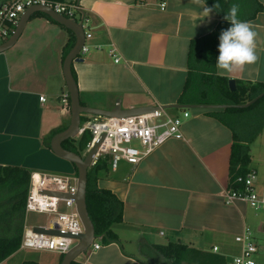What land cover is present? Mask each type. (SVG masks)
Listing matches in <instances>:
<instances>
[{
    "label": "crops",
    "instance_id": "1",
    "mask_svg": "<svg viewBox=\"0 0 264 264\" xmlns=\"http://www.w3.org/2000/svg\"><path fill=\"white\" fill-rule=\"evenodd\" d=\"M258 1L264 8V0ZM79 4L88 20L85 32L91 35L82 62L72 65L79 100L105 111L118 101L122 110L178 105L188 74L190 42L210 34L220 22L213 12L203 18L201 7L191 0H79ZM249 23L258 33V61L242 72L220 76L215 67L218 53L213 65L217 76L264 83V11ZM67 31L33 15L16 43L0 54V166L75 176L73 166L47 146L51 132L69 124V107L60 101L67 93L62 75ZM112 48L120 58L117 64L108 54ZM166 111L178 117L189 113L182 120L181 138L167 140L135 166L121 161L115 170L109 167L98 175L97 186L122 202V222L111 226L116 241L98 239L100 247L88 250L78 262L152 264L139 245L179 243L222 259L206 264H226L241 252L235 237L249 229L258 248L253 258L264 264V220H252L246 204L227 205L223 199L231 130L210 115L211 110ZM248 146L249 170L261 185L264 130Z\"/></svg>",
    "mask_w": 264,
    "mask_h": 264
},
{
    "label": "trees",
    "instance_id": "2",
    "mask_svg": "<svg viewBox=\"0 0 264 264\" xmlns=\"http://www.w3.org/2000/svg\"><path fill=\"white\" fill-rule=\"evenodd\" d=\"M62 2L65 0H50ZM145 3L146 0H135ZM164 1V0H158ZM208 7L219 4L213 13L219 18V24L210 34L192 40L187 55L188 74L182 96L178 103L182 105L218 104L227 106L246 105L258 98L247 108H227L221 111H209V114L227 126L232 132L231 153L229 157L227 189L240 188L237 178L249 171L251 157L249 144L264 130V83H245L236 81V90H228V79L214 73V60L218 52L219 36L222 30L229 28L230 22L224 19L232 4L239 5L238 19L250 22L255 16L264 11L258 0H205ZM52 21L49 17L37 13ZM56 24V23H55ZM58 25V24H57ZM69 38L63 48V60L74 45V35L67 31ZM72 77L76 83V76L71 69ZM191 91H193L191 96ZM190 95V99L188 96ZM216 101V102H210ZM69 102V101H68ZM82 106H85L80 102ZM69 107V103H68ZM81 119L83 117L81 116ZM65 128L51 132L47 146L53 136ZM69 139L62 143L66 151L80 156L85 150L88 138L86 136ZM108 158L99 160L87 171L86 208L93 225L94 236L103 243L114 242L116 235L111 230L113 224L122 222L123 204L115 195L106 189L97 186L98 175L109 169ZM75 170V169H74ZM76 175V170H75ZM30 172L24 168L14 166H0V264L15 254L21 243L24 220L25 199L29 184ZM143 257L152 264H206L221 263L222 259L202 253L185 245L175 243L167 245H139ZM63 256L59 257L61 261ZM21 264H37L35 261H23ZM71 264H81L74 261Z\"/></svg>",
    "mask_w": 264,
    "mask_h": 264
},
{
    "label": "built area",
    "instance_id": "3",
    "mask_svg": "<svg viewBox=\"0 0 264 264\" xmlns=\"http://www.w3.org/2000/svg\"><path fill=\"white\" fill-rule=\"evenodd\" d=\"M34 7L48 8L66 19L79 23L85 36L79 57L87 53L86 40H89L91 35L85 32L88 20L81 13L79 0L62 2L0 0V44L6 42L13 35L22 16ZM163 7L164 5L160 4V8ZM108 54L115 64L120 62L114 48ZM39 101L44 102L45 100L40 97ZM60 101L68 107V94L62 95ZM85 116L80 119L77 138L84 136L88 138L85 146L86 152L99 143L91 166H94L99 160L108 158L110 168L115 170L121 161L135 166L167 140L181 138L182 120L188 118L189 113L183 111L181 117H178L159 109L123 118ZM134 143L136 146L133 145ZM236 183L240 185V188L224 191L225 204L242 202L252 210H264V183L257 184V176L254 171L249 170L244 176L238 177ZM76 192L77 176L63 177L40 172L30 173L25 199V214L55 215L56 217L43 228L56 230L60 235L48 236L33 232L34 227L25 228L19 247L20 251H44L59 256H64L69 252L77 242L66 235L74 237L84 232L73 200ZM47 193L61 194L65 197H52ZM61 204L72 211L59 213ZM95 239L88 250H97L100 247L98 243H95ZM235 242L241 246V252L238 256L228 260L226 264H257L253 257L258 248L253 241L251 231L245 229L235 237ZM217 251L216 247L212 248V252L216 253Z\"/></svg>",
    "mask_w": 264,
    "mask_h": 264
},
{
    "label": "water",
    "instance_id": "4",
    "mask_svg": "<svg viewBox=\"0 0 264 264\" xmlns=\"http://www.w3.org/2000/svg\"><path fill=\"white\" fill-rule=\"evenodd\" d=\"M37 13L49 17L52 21H54L58 25L62 26L63 28L71 32L75 38L74 45L71 48V50L68 52L66 57L64 58L62 65V75L69 99V114H70L69 124L63 131L53 136L49 145L53 155L71 164L73 168L76 170V175H77V192L73 196V200L75 202L77 213L82 223L84 232L74 237L66 235V237H70L76 240L77 243L69 250V252H67L62 257L60 262V264H71L72 262L76 261V259L80 255L85 254L88 251L93 240L95 239L93 225L87 213L85 197H86L87 171L92 165V162L94 160V155L96 154L99 143H97L94 146V148H92L90 151L87 152L85 158H82L81 156L66 151L62 148L63 142L77 137L79 131L80 119L82 115H88L93 117H105V118H123L134 115H142L159 109L164 111L171 109H176V110L206 109L211 111H221L227 108H247L251 104H253L257 99L262 97V95L254 99L250 103L241 106L178 104V105H170V106H147L137 109L122 110L119 101L116 102L115 106L108 111L82 106L80 104L76 83L71 74L73 63L82 62V59L79 57V53L83 47L85 36H84V31L82 30L81 25L79 23L66 19L63 16L54 13L52 10L48 8H42V7L31 8L28 11H26L25 14L22 16L13 35L6 42L0 44V54L9 50L16 43L23 28L25 27V24L34 14ZM227 86L230 92H234L236 90V83L234 80H228ZM47 195L58 198L65 197L61 194H56V193H47ZM33 232L48 236L60 235L56 230H50L43 227H34Z\"/></svg>",
    "mask_w": 264,
    "mask_h": 264
},
{
    "label": "clouds",
    "instance_id": "5",
    "mask_svg": "<svg viewBox=\"0 0 264 264\" xmlns=\"http://www.w3.org/2000/svg\"><path fill=\"white\" fill-rule=\"evenodd\" d=\"M202 9V17H210L219 4L208 7L205 0H191ZM239 5L232 4L224 19L230 22V27L222 30L219 36L218 52L215 67L220 76L242 72L246 66L255 64L259 57L256 52L258 33L253 26L238 19Z\"/></svg>",
    "mask_w": 264,
    "mask_h": 264
},
{
    "label": "rangeland",
    "instance_id": "6",
    "mask_svg": "<svg viewBox=\"0 0 264 264\" xmlns=\"http://www.w3.org/2000/svg\"><path fill=\"white\" fill-rule=\"evenodd\" d=\"M85 101L82 102L84 105L90 104L89 101H86V102ZM210 102H216V101H210ZM215 105H217V104H215ZM166 112L168 113L170 111H166ZM176 112H180V111L176 110ZM82 117L85 118L86 116L82 115ZM75 140H78L77 137L75 138ZM133 145L136 146V143H134ZM86 154H87L86 150L80 151V156L82 158H85ZM52 174L58 175V176H63V177H71V175L68 172L67 173L66 172L59 173V174L58 173H52ZM75 176H77V175H75ZM71 211H72V209L65 208L62 204L59 208V213H69ZM249 214L251 216V219L252 220L254 219L255 222H258L259 220H264V210L255 211V210L250 209ZM55 217H56L55 215H49V214L26 213L23 231L25 228L47 226L49 224V222L51 220H53ZM97 241H98V239L96 238L95 242H97ZM74 244L76 245V243H74ZM85 255H86V253L80 255L76 259V261L82 260ZM28 260L35 261L38 264H59V256L55 253H49V252H44V251H23V250L20 251L19 249L16 252V254H13L12 256L7 258L4 262V264H20L23 261H28ZM182 264H188V263L183 262Z\"/></svg>",
    "mask_w": 264,
    "mask_h": 264
}]
</instances>
